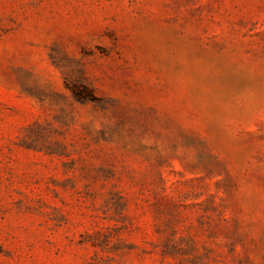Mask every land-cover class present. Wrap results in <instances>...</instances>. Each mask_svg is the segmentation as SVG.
Returning <instances> with one entry per match:
<instances>
[{"label": "rangeland", "instance_id": "obj_1", "mask_svg": "<svg viewBox=\"0 0 264 264\" xmlns=\"http://www.w3.org/2000/svg\"><path fill=\"white\" fill-rule=\"evenodd\" d=\"M0 264H264V0H0Z\"/></svg>", "mask_w": 264, "mask_h": 264}]
</instances>
